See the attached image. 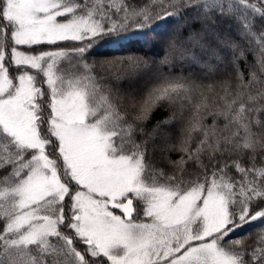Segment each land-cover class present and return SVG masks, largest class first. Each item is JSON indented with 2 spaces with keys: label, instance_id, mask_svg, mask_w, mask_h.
I'll return each instance as SVG.
<instances>
[{
  "label": "snow or ice",
  "instance_id": "6c2138e0",
  "mask_svg": "<svg viewBox=\"0 0 264 264\" xmlns=\"http://www.w3.org/2000/svg\"><path fill=\"white\" fill-rule=\"evenodd\" d=\"M235 4L0 0V264H264V0Z\"/></svg>",
  "mask_w": 264,
  "mask_h": 264
},
{
  "label": "trees",
  "instance_id": "16d2710c",
  "mask_svg": "<svg viewBox=\"0 0 264 264\" xmlns=\"http://www.w3.org/2000/svg\"><path fill=\"white\" fill-rule=\"evenodd\" d=\"M233 3L235 8L239 9V5L235 4V0H233ZM193 14L194 13L190 12L186 17L182 16L179 22H172L171 20L167 22H161L160 27L156 28L155 32L149 35L129 33L128 35L131 36L130 39L122 40L116 44H107L103 48L97 46V48L93 49L94 52L99 49L95 59L97 62H99L102 57L120 58L131 55L154 61L163 54L165 44L171 35L179 32L180 35L186 36L188 35L189 31L198 30L200 28V24L192 19ZM236 14L239 15L240 13L237 12ZM230 23V21H224L221 23L219 26V31L222 34L230 35L234 39H239L237 36L236 26L232 25V27L229 28L228 25ZM256 30L258 32L264 31V22L256 20ZM68 43L71 44L72 42ZM241 43H243V41H241ZM41 47L52 49L55 46L43 45ZM248 59L251 60L252 57L249 56ZM193 70L198 71L196 69ZM176 71H179V68H177ZM185 71L187 72L188 69H185ZM143 83H145V79L137 80L133 86H141ZM129 86L130 85L128 83L123 85L125 88ZM162 115H164V113H158L154 119H159ZM173 158H176V154H173ZM251 239H255V236L253 235L250 238V241Z\"/></svg>",
  "mask_w": 264,
  "mask_h": 264
}]
</instances>
